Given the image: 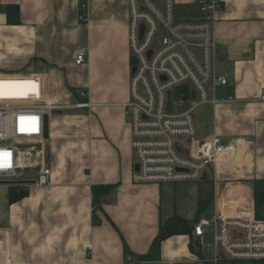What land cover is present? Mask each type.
<instances>
[{"label": "crops", "instance_id": "crops-1", "mask_svg": "<svg viewBox=\"0 0 264 264\" xmlns=\"http://www.w3.org/2000/svg\"><path fill=\"white\" fill-rule=\"evenodd\" d=\"M220 1L215 71L227 85L216 96L233 101L202 104L192 116L197 138L218 136L234 150L205 180L157 184L131 179L130 116L122 106L131 66L128 0H85L84 21L81 0H0V67L43 74L67 92L84 89L96 104L57 111L43 146L33 148L28 169L47 167V185H20L14 201L0 185V264H132L131 254L146 253L160 223L175 214L193 221L214 210L254 209L253 182L264 179V0ZM6 5L18 6V22H7ZM81 49L85 61L76 64ZM30 65L39 69L22 71ZM104 185L97 205L94 187ZM206 239L170 236L155 259L208 264L216 251L201 254Z\"/></svg>", "mask_w": 264, "mask_h": 264}, {"label": "built area", "instance_id": "built-area-1", "mask_svg": "<svg viewBox=\"0 0 264 264\" xmlns=\"http://www.w3.org/2000/svg\"><path fill=\"white\" fill-rule=\"evenodd\" d=\"M128 5L130 69L134 66L135 71L129 78L130 98L122 106L130 116V144L136 157L134 164L138 165L131 179L134 183L157 184L199 181L209 168L217 172L222 155L234 150L218 136L197 138L192 116L202 104L233 101L230 96H216L217 88L227 85L226 77L215 71L220 50L214 23L221 1L128 0ZM180 7L183 10L178 11ZM80 8V20L84 21L85 0H81ZM84 61L85 50L81 49L75 63ZM56 88L37 72L0 70V181L28 180L24 171L32 165L33 146L45 140L44 117L49 124L57 111L96 105L87 99L84 89L75 93L62 89L65 101L58 102ZM169 92L172 112L167 109ZM259 99L264 100V89ZM187 101V108L177 113V104ZM49 176L50 170L41 166L33 184L45 186ZM12 185L16 184H7ZM192 234L200 240L211 239L216 252L208 264L264 260V220L255 217L252 206L230 214L214 210L203 215L192 224ZM221 254L226 263H222ZM147 263L189 264L169 259Z\"/></svg>", "mask_w": 264, "mask_h": 264}, {"label": "trees", "instance_id": "trees-1", "mask_svg": "<svg viewBox=\"0 0 264 264\" xmlns=\"http://www.w3.org/2000/svg\"><path fill=\"white\" fill-rule=\"evenodd\" d=\"M79 13H82L81 8ZM5 15L8 23L18 22V6L17 5H6L5 6ZM75 93V90H72ZM9 187V199L14 201L18 199L22 193V186L12 185ZM94 193L96 196V203L99 205L103 202L102 196L107 192L109 186H97L94 187ZM253 203H254V212L255 217L260 220H264V179L256 180L253 182ZM199 216H197L193 221L184 219L183 217L175 214L167 218L164 222H161L157 231V234L152 240L149 250L144 254H131L133 257V263L136 264L139 260H154L159 253L161 242L173 235L178 234H189L192 235V224L197 222ZM194 242L189 243V248L193 253L198 254L197 249L195 248ZM130 254V253H129ZM156 260V259H155ZM245 264H264V261H253Z\"/></svg>", "mask_w": 264, "mask_h": 264}, {"label": "rangeland", "instance_id": "rangeland-1", "mask_svg": "<svg viewBox=\"0 0 264 264\" xmlns=\"http://www.w3.org/2000/svg\"><path fill=\"white\" fill-rule=\"evenodd\" d=\"M181 10H183V7L178 8V11H181ZM30 68H31V65L25 67L24 70H22V71H23V72L30 71V70H29ZM32 68L35 69V70H38V69H39L37 66H33ZM32 68H31V69H32ZM1 69L6 70L5 68H1V67H0V70H1ZM33 69H32V70H33ZM8 71H9V70H8ZM130 72H131V70H130ZM129 78H130V77H129ZM129 98H130V96H129ZM129 98H128V100H129ZM176 99H177L176 101H178V96H177ZM187 104H188V101L182 103V105H180V106H179V104H177V110H176V112H177V113H181V112H183V111L187 108ZM200 106H201V105H200ZM200 106L197 107V108L193 111L192 114H193L194 116H195V113H196L197 109H199ZM66 110H68V109H66ZM66 110H62V111H66ZM71 110H77V109H71ZM55 116H56V114H55ZM196 120H200V118H199V117H196ZM196 137H197V136H196ZM179 140L182 141V143L186 146V143L184 142V139H183V138H180ZM22 146H23V145H22ZM42 146H43V144H39V145H34L33 147H34V149H39V148H41ZM135 159H136V157H135V155H134V160H135ZM27 172L29 173L30 178L33 177V179H34V178L36 177V170H35V172H33V173L31 172L30 169L25 170V171H24V176L27 175ZM31 175H32V176H31ZM176 203H177V202H176ZM201 246H202V247H201ZM199 247H200L201 254H202L203 256H205V257H211V255H212V251H213V243H212L211 240L206 239L205 241L202 242V244H201Z\"/></svg>", "mask_w": 264, "mask_h": 264}, {"label": "water", "instance_id": "water-1", "mask_svg": "<svg viewBox=\"0 0 264 264\" xmlns=\"http://www.w3.org/2000/svg\"><path fill=\"white\" fill-rule=\"evenodd\" d=\"M143 28V26H141V29ZM130 73H133L135 71V67L133 66L131 69ZM57 91V101L58 102H64L65 101V97L63 96V93L61 91V89L59 87L56 88ZM192 96L195 97V91L192 90ZM171 98H172V94L171 92L168 93V103H167V109L168 111L172 112L174 109L173 104L171 103ZM47 133H48V124H47V119L46 117H44V125H43V135L46 138L47 137ZM177 149L180 153L182 154H186V152L184 150L181 149V147L179 145H177ZM133 168L135 170H137L138 165L135 163L133 165ZM206 177V173H203L201 180H205ZM33 180H19V181H0V185H7V184H16V185H25V184H33Z\"/></svg>", "mask_w": 264, "mask_h": 264}, {"label": "bare ground", "instance_id": "bare-ground-1", "mask_svg": "<svg viewBox=\"0 0 264 264\" xmlns=\"http://www.w3.org/2000/svg\"><path fill=\"white\" fill-rule=\"evenodd\" d=\"M253 261H264V260H251V261L243 262L242 264H245V263H248V262H253Z\"/></svg>", "mask_w": 264, "mask_h": 264}]
</instances>
